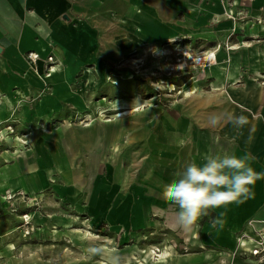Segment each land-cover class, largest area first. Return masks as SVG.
<instances>
[{
  "label": "crops",
  "instance_id": "obj_1",
  "mask_svg": "<svg viewBox=\"0 0 264 264\" xmlns=\"http://www.w3.org/2000/svg\"><path fill=\"white\" fill-rule=\"evenodd\" d=\"M229 1L0 0V124L14 125L15 117L28 111L36 98L37 123L47 124L38 140L50 145L59 134L58 122L70 117L57 108L84 104L62 85L49 86L52 96L43 93L41 71H106V64L119 65L120 71L132 75L136 69L131 61L150 63L154 47L164 53L175 50L173 45H224L236 26L228 11L239 10L229 9ZM232 1L247 6L257 23L252 33L257 39L242 49L258 50L246 56L240 69V73L248 71L249 80L231 84L228 76L226 81L228 54L220 49L219 63L188 82L186 95L166 105L147 100L142 108L136 101L145 100L116 95L130 93L134 83L110 89L97 83L95 90L104 94L100 104L111 114L84 124L71 142L72 148L75 144L84 153L81 169L70 164L71 156L74 163L78 161L77 153L70 154L67 148L56 153L44 144L46 152L30 155L31 168H19L14 174H10L11 165L1 168L18 178L27 192L47 190L52 180L63 182L73 199L82 195L92 219L115 227L125 225L148 248H160L162 264H253L247 240H264V178L251 186L248 198L210 209L191 231L179 227L178 205L163 195L165 186L179 179L188 163L202 164L206 155L250 154L251 167L264 173V0ZM29 53L37 56L35 62L26 60ZM48 58H52V69H48ZM254 75L257 81L250 78ZM112 88L116 97L107 104ZM46 98L53 110L47 108L41 116ZM114 104L118 106L111 108ZM224 112L243 116L246 123L237 127L224 121L209 126L210 115ZM40 156L45 158L36 159ZM57 158L64 164L58 165ZM25 174L31 176L29 184ZM240 238L247 244L237 250Z\"/></svg>",
  "mask_w": 264,
  "mask_h": 264
},
{
  "label": "rangeland",
  "instance_id": "obj_2",
  "mask_svg": "<svg viewBox=\"0 0 264 264\" xmlns=\"http://www.w3.org/2000/svg\"><path fill=\"white\" fill-rule=\"evenodd\" d=\"M233 3L234 1H229V9H232ZM235 4L239 10L234 12V16H231L229 11L227 15L231 19L234 18L232 21L236 26L224 45L211 46L207 42L195 46L173 45L175 50L166 49L164 53L154 55L149 59L150 63L146 64L142 59L131 61L135 63L131 64V67L136 69L131 71L132 75L129 71H120L122 68L119 65L106 64L104 66L106 71H90V75H86L87 71H73L74 73L55 71L54 74L52 71L40 72V83L46 89L43 93L52 96V88L62 85L78 103L81 100L84 105L75 108L70 104L69 107L57 108L63 115L68 113L70 117L69 120L61 122L62 124L58 122L56 131L59 134L50 145L38 140L39 137H43L39 133L43 132L41 128H47V124L37 123L36 98L34 99L36 102H30L28 111L24 110L22 115L15 117L18 120H13L14 125L0 124V180L4 179L0 181V264H105V259L114 253L119 256L120 264H159L160 248L158 250L148 248L144 241L134 236L135 231L125 225L115 227L104 221L92 219L91 210L88 212L86 204L81 200L82 195L73 199L68 194L69 188H66L63 182L52 180L47 190L37 192L33 189L27 192L20 188L21 181L18 182L19 179L16 177L11 178L1 165H11L13 168L9 167L12 169L10 174H14L19 168L27 170L31 168L30 155L33 152L36 156L46 152L44 144L56 153L65 148L69 149L70 154L77 153L78 161L74 163L75 158L71 156L70 164L78 170L81 169L83 166L81 158L84 157V153L80 152L75 144L72 148L71 142L73 144L75 136L77 134L79 136L83 131L81 129L84 124L102 120L101 115L105 116L104 119L110 118L111 114L100 104L104 94L95 90L97 83L104 85L106 89L115 84L128 86V83H134L135 89L130 93L122 91L116 95L153 100L166 105L171 100H178L186 95L183 90L188 82L201 78L207 68L219 63L220 49L228 54L226 81L229 74H232L235 80L231 84L249 80L248 71L240 73L243 70L241 66L247 61L245 59L247 55L253 52L257 54L258 50L255 47L242 49L252 45V43L248 45L250 40L257 39L252 34L257 23L252 21L254 18L247 6H238L237 2ZM167 48L172 49L171 46ZM48 65L49 69L52 65ZM157 69L159 71H156ZM250 78L257 81L259 77L254 75ZM114 90L112 88L111 92H108L110 98L105 100L107 104L115 99L116 95L112 93ZM68 137L71 140L69 142ZM63 138L64 140H61ZM51 155L50 158L54 161V153ZM62 160L57 158V164H64ZM24 180L29 184L32 179L25 174ZM4 182L5 187L1 185ZM93 248L100 249L103 256L91 252L90 249Z\"/></svg>",
  "mask_w": 264,
  "mask_h": 264
},
{
  "label": "clouds",
  "instance_id": "obj_3",
  "mask_svg": "<svg viewBox=\"0 0 264 264\" xmlns=\"http://www.w3.org/2000/svg\"><path fill=\"white\" fill-rule=\"evenodd\" d=\"M150 51L154 55L161 54V50L155 47ZM136 102L142 108L148 105L147 100ZM224 121L239 127L246 123V118L228 112L208 117L211 127H216ZM251 159L254 158L250 154L206 155L202 164L188 163L182 176L167 184L163 192L166 200L178 205L179 227L191 231L202 216L208 215L210 209L248 198L251 186L255 181L264 178V173H258L251 167ZM90 251L103 256L98 248ZM105 264H120V258L114 253L105 259Z\"/></svg>",
  "mask_w": 264,
  "mask_h": 264
},
{
  "label": "built area",
  "instance_id": "obj_4",
  "mask_svg": "<svg viewBox=\"0 0 264 264\" xmlns=\"http://www.w3.org/2000/svg\"><path fill=\"white\" fill-rule=\"evenodd\" d=\"M232 6H236L235 2L232 4ZM229 13L231 16H234V13L230 12ZM232 20H234V18H232ZM26 60L29 63H33L37 60V56L34 53H29L26 56ZM48 62V64L52 63V58H48L46 60ZM49 69H52V67H50ZM248 244L250 245V250H249V255L251 256V258L253 259L252 263L253 264H264V240L263 238H250L249 240H247ZM244 239L240 238L238 239V245H237V250L240 247H244L245 245H243ZM237 250H235V252L233 253V255H236Z\"/></svg>",
  "mask_w": 264,
  "mask_h": 264
},
{
  "label": "bare ground",
  "instance_id": "obj_5",
  "mask_svg": "<svg viewBox=\"0 0 264 264\" xmlns=\"http://www.w3.org/2000/svg\"><path fill=\"white\" fill-rule=\"evenodd\" d=\"M52 73L54 74L55 71H52ZM87 73H90V71H87ZM89 75H90V74H89ZM90 79H91V76H90ZM229 79H230V82L235 81V80L233 79V75H232V74H229ZM101 103L103 104L104 102L102 101ZM117 106H118L117 104H114L113 106H111V108H113V107H117ZM47 108L53 110V109L50 107L49 102H48V100H47V98H46V100H45V104H43V106L41 107L40 115H42L43 112H44ZM79 178H80V177H79ZM79 178H78V179H79ZM78 181H79V180H78ZM158 263H159V264L165 263V260H162V258H160L159 261H158Z\"/></svg>",
  "mask_w": 264,
  "mask_h": 264
}]
</instances>
